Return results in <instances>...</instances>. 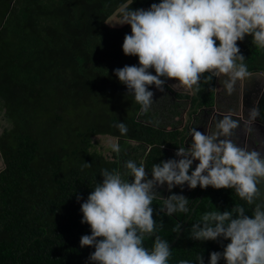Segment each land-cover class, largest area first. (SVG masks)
Returning a JSON list of instances; mask_svg holds the SVG:
<instances>
[{
    "label": "trees",
    "instance_id": "16d2710c",
    "mask_svg": "<svg viewBox=\"0 0 264 264\" xmlns=\"http://www.w3.org/2000/svg\"><path fill=\"white\" fill-rule=\"evenodd\" d=\"M151 4L148 0H0V154L4 162L0 264H96L88 259L94 247L79 243L82 235L91 234L90 226L81 223L80 204L102 181L101 170H116L123 176L125 162L132 160L138 166L142 163L151 178L153 164L177 159L175 151L184 132L178 128L183 99L196 109L214 105L215 76L208 83L204 80L210 73L201 77L199 91L193 94L173 91L166 82L163 91L149 85L153 102L144 114L115 76L114 69L139 64L136 56L122 51L130 26L113 27L106 20L114 12L119 16L125 5L148 9ZM237 45L248 71L264 69V49L253 44L250 36ZM148 71L155 74L154 69ZM235 105L223 108L233 110ZM258 109L264 122V95ZM119 122L127 126L126 134L114 126ZM96 135L118 138L120 152L97 149ZM191 170L194 167L189 174ZM258 187L262 195L257 203L264 200V182ZM156 190L158 197L170 194L159 186ZM171 192L189 199L188 214L166 215L160 211L159 198L152 204L157 234L168 243L179 232L173 228H181L187 220L170 247L169 264L181 259L196 264L200 254L208 264L212 251H223L226 239L191 238L192 224L205 212L240 204L247 215L253 214L254 205H247L232 189L199 185L190 189L185 183ZM153 239L146 236L144 246L151 248ZM218 264H225L223 258Z\"/></svg>",
    "mask_w": 264,
    "mask_h": 264
},
{
    "label": "clouds",
    "instance_id": "9594fccd",
    "mask_svg": "<svg viewBox=\"0 0 264 264\" xmlns=\"http://www.w3.org/2000/svg\"><path fill=\"white\" fill-rule=\"evenodd\" d=\"M119 16L112 24H127L131 30L123 37L122 51L136 56L139 66L125 65L113 71L134 95L141 114L153 102L148 86L163 91L165 79L198 92L205 73H210L204 77L205 83L223 75L227 77L224 88L231 95L236 82L249 75L237 41L250 36L253 44L264 49V0H160L148 9L125 5ZM258 116V109L252 107L247 123ZM213 119L214 131L188 129L191 141L187 147L177 148L179 159L153 164L151 178L142 163L138 166L132 160L125 162L123 176L116 170H101L102 181L80 204L81 223L90 226L91 234L82 235L79 243L95 249L89 260L96 264H169L171 250L168 241L157 234L152 204L159 198L160 211L166 215L188 214L189 199L171 192L174 186L186 183L190 189L198 185L232 189L247 205H254L251 216L237 204L230 210L205 212L192 224V239L229 241L222 252L209 254L208 264H218L221 258L225 264H264V200L256 202L262 195L258 185L264 182V156L233 142L238 120L231 115ZM114 126L122 135L128 131L123 122ZM106 147L118 154V138L109 137ZM193 161L198 163L189 174ZM85 166L91 164L85 162ZM165 184L170 194L158 197L157 186ZM179 230L180 225L173 228ZM146 236L154 237L151 248L144 246ZM178 264L192 261L181 259ZM196 264H204L201 254Z\"/></svg>",
    "mask_w": 264,
    "mask_h": 264
},
{
    "label": "water",
    "instance_id": "95a60500",
    "mask_svg": "<svg viewBox=\"0 0 264 264\" xmlns=\"http://www.w3.org/2000/svg\"><path fill=\"white\" fill-rule=\"evenodd\" d=\"M160 1H157L156 3H159ZM7 17V14H5L2 17V21H4ZM249 75L244 78L243 80H238L236 82L234 94L236 96V110H222L220 107L217 106L218 98L220 96V89L219 86V80L222 78L215 77V96H214V105L207 110L206 107H202V113H199V110L195 114H189L188 115V122L185 125H179L178 128L180 129L182 126H184V132L179 138V147L183 144V146L187 147L188 143L191 141V137H188V129L190 128H196V130L203 132L206 131H214L215 130V120L213 117H216L217 115H243L244 108L248 107L251 109L252 107H256L258 109V104L261 99V97L264 95V69H257L248 71ZM227 78V77H226ZM173 90V89H172ZM173 91H178L182 93L187 94H193V91L185 90L181 87L176 88ZM184 106H181V113L179 116V119H183V112H184ZM192 109H196L194 106ZM259 111V109H258ZM242 113V114H241ZM204 121V124L201 126V121ZM254 123H259L264 126V122L259 118V116L254 120ZM110 136V135H109ZM112 137V136H111ZM176 152V151H175ZM0 158L1 154H0ZM179 159V157H177ZM198 161H193L192 167L195 168ZM4 167V162L1 159V167L0 171ZM162 188L161 186H159ZM165 190L167 189V185L164 186ZM187 220L182 224V227L180 228L178 234L175 236V238L169 243V247H171L175 241L177 240L178 236L182 232L184 226L186 225Z\"/></svg>",
    "mask_w": 264,
    "mask_h": 264
},
{
    "label": "crops",
    "instance_id": "0c3cea01",
    "mask_svg": "<svg viewBox=\"0 0 264 264\" xmlns=\"http://www.w3.org/2000/svg\"><path fill=\"white\" fill-rule=\"evenodd\" d=\"M118 20L119 18L115 20V22H112V23H116L118 22ZM113 25H114L113 27L121 26L119 24H113ZM220 81L221 79L219 80V84H220ZM165 82L173 90H175L176 88H179V86L175 84L176 83L175 80L166 79ZM222 97L219 96L217 106L220 107L222 110H226L223 108L225 105H227V103L225 102L226 101L225 99H230V97H228L225 93L222 95ZM182 102H183L182 105L184 106L185 109L183 112V119L182 120L178 119L179 120L178 126L187 124V122L189 121L188 120L189 114H195L198 110H199V113H202V109H201L202 107L199 109L197 108L195 110L192 109L193 107H191L189 99H183ZM219 103L221 105H218ZM228 104H231V103H228ZM209 109L210 108H207V110ZM244 109L248 111V114L246 116H244V112H243V115H231L233 119H236L239 121V127L233 130V135L231 139L237 145L241 147H246L248 150H257L261 153L262 156H264V126L259 123H254V121L253 123H247L250 109L248 107H245ZM222 116L223 115H217L216 118L217 119L222 118ZM245 117L246 119H244ZM202 124H204L203 120L201 121V126ZM180 129L184 130V126H182ZM99 136L107 137V138L111 137L109 135H99Z\"/></svg>",
    "mask_w": 264,
    "mask_h": 264
},
{
    "label": "rangeland",
    "instance_id": "374dc122",
    "mask_svg": "<svg viewBox=\"0 0 264 264\" xmlns=\"http://www.w3.org/2000/svg\"><path fill=\"white\" fill-rule=\"evenodd\" d=\"M157 1H159V0H148V3H156ZM118 18H120V17H118L117 12H114L113 14H111L107 18L106 22L109 25H111L112 22H115V20H117ZM111 26H114V25L112 24ZM2 126H3V124H2ZM0 130H1V126H0ZM107 139H108L107 137H102L99 135L94 136L93 142H94L95 147L97 149H103L106 152L107 150H109V148L106 147V140ZM161 187L164 189L163 185Z\"/></svg>",
    "mask_w": 264,
    "mask_h": 264
},
{
    "label": "flooded vegetation",
    "instance_id": "af4514ba",
    "mask_svg": "<svg viewBox=\"0 0 264 264\" xmlns=\"http://www.w3.org/2000/svg\"><path fill=\"white\" fill-rule=\"evenodd\" d=\"M227 78H226V76H222V78H221V84H219V86L221 87V89H220V96L222 97V95L226 92V90H225V88H224V80H226ZM228 97H230V99H225L226 101V103H227V105H228V103H235L236 104V96H235V94H234V91L232 92V94H231V96L229 95ZM223 98V97H222ZM221 98V99H222ZM220 99V100H221ZM235 107H236V109H237V106L235 105ZM236 109H233V110H236ZM248 114V111H244V116H246ZM244 119H246V117L244 118ZM1 159L2 158H0V167H1ZM162 186V185H161ZM164 186V185H163Z\"/></svg>",
    "mask_w": 264,
    "mask_h": 264
}]
</instances>
